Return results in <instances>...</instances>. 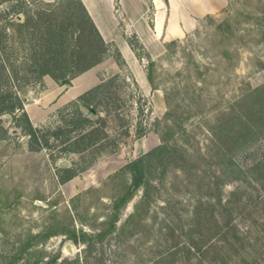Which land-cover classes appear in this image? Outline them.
<instances>
[{
	"label": "rangeland",
	"instance_id": "374dc122",
	"mask_svg": "<svg viewBox=\"0 0 264 264\" xmlns=\"http://www.w3.org/2000/svg\"><path fill=\"white\" fill-rule=\"evenodd\" d=\"M0 1L2 9L13 4ZM147 59L158 92L144 93L124 69L98 106L108 134L102 151L64 153L53 138L32 150L12 116L2 115L0 264H264V0H229ZM44 84L20 94L25 105L45 109L33 124L47 128L61 123L64 106L43 99ZM246 124L256 133L237 137ZM245 141L250 147L241 151ZM164 142L165 164L150 162L147 200L141 203L142 187L121 207L117 228L99 236L128 190L130 177L120 170ZM63 167L76 175L63 182L70 173ZM232 191L226 219L236 226L205 255L189 250L196 236L204 242L195 205L226 200ZM73 231L87 232L86 241L72 239Z\"/></svg>",
	"mask_w": 264,
	"mask_h": 264
},
{
	"label": "trees",
	"instance_id": "16d2710c",
	"mask_svg": "<svg viewBox=\"0 0 264 264\" xmlns=\"http://www.w3.org/2000/svg\"><path fill=\"white\" fill-rule=\"evenodd\" d=\"M8 1L13 3L10 7L0 8V133L4 136L8 133L3 125L2 115L9 114L22 133L29 136V146L32 150H41L49 145L50 139L53 138L62 145L61 151L64 153L82 154L95 148L102 151L105 148L102 141L108 134L99 125V122L104 119L99 116L98 106L111 97V88L119 78V74L103 80L69 102L61 110V123L47 126V128L33 124L20 94V91H24L28 86L35 84L44 86L46 76L62 84L68 83L101 63L108 55L109 46L82 0H57L56 2L36 0V6H30L25 0ZM19 4L22 6L20 9L16 8ZM16 13H23V19H16L14 17ZM132 43L138 46L137 42ZM116 58L121 64V56L117 54ZM148 76L153 82L152 75L148 73ZM84 107L96 111L98 118L86 114ZM244 126L246 131L239 129L237 137L257 131L251 125ZM142 135L144 131L140 130V136ZM245 145L241 151L250 147L246 141ZM167 147V142H164L132 160L120 170V174L130 177L128 190L115 199L109 229L101 231L99 236H105L117 228L121 207L142 187H144V194L141 203L147 200L151 184L148 176L150 162L158 157V161L164 165L165 159L160 154L167 150ZM228 161L233 164V157L230 156ZM63 169L70 172L62 176L63 182L76 175L68 167ZM236 194L237 191H232V197L226 200L220 197L218 200H209L205 204L200 201L195 205L196 226L199 229L204 223L205 227L204 242L202 243L196 236L189 250L205 255L212 248L217 247L218 237L222 233L236 226L234 221L226 219V210L233 209V196ZM135 215L134 212L130 216ZM71 235L75 241L85 242L88 233L73 231Z\"/></svg>",
	"mask_w": 264,
	"mask_h": 264
},
{
	"label": "crops",
	"instance_id": "0c3cea01",
	"mask_svg": "<svg viewBox=\"0 0 264 264\" xmlns=\"http://www.w3.org/2000/svg\"><path fill=\"white\" fill-rule=\"evenodd\" d=\"M56 2L57 0H43ZM229 0H82L89 15L109 46L106 58L90 70L70 80L59 83L50 76L43 99L65 106L87 90L116 74L129 72L144 93L156 94L148 76L146 61L154 59L171 41L182 40L193 31L207 15L219 13ZM132 42L146 50L147 57L138 53ZM121 56L122 63L117 60ZM32 122L36 114L45 109L38 105H25Z\"/></svg>",
	"mask_w": 264,
	"mask_h": 264
},
{
	"label": "water",
	"instance_id": "95a60500",
	"mask_svg": "<svg viewBox=\"0 0 264 264\" xmlns=\"http://www.w3.org/2000/svg\"><path fill=\"white\" fill-rule=\"evenodd\" d=\"M70 82V81H69ZM63 163V165H66V162H62Z\"/></svg>",
	"mask_w": 264,
	"mask_h": 264
}]
</instances>
